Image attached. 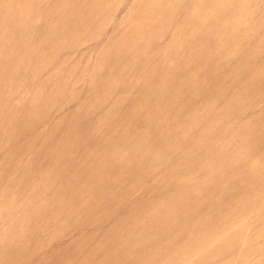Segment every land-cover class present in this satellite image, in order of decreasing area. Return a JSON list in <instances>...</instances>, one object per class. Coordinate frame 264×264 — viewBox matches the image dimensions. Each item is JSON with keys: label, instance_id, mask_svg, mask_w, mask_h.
<instances>
[{"label": "rangeland", "instance_id": "374dc122", "mask_svg": "<svg viewBox=\"0 0 264 264\" xmlns=\"http://www.w3.org/2000/svg\"><path fill=\"white\" fill-rule=\"evenodd\" d=\"M55 2L0 0V264H131L145 234L170 262L199 227L207 251L236 244L204 264H264V181L246 180L264 179L263 1L236 8L243 26L163 28L145 74L136 48L110 60L150 23L143 0Z\"/></svg>", "mask_w": 264, "mask_h": 264}, {"label": "bare ground", "instance_id": "6f19581e", "mask_svg": "<svg viewBox=\"0 0 264 264\" xmlns=\"http://www.w3.org/2000/svg\"><path fill=\"white\" fill-rule=\"evenodd\" d=\"M62 1L63 0H58L57 3L55 2L57 4H55V10L62 5ZM262 1V7H264V0ZM141 5L143 13L151 17L150 23L144 28L135 27V30L130 32L128 30L126 32V38L130 39V41L117 45L114 51L111 52L110 60H120L125 57L127 50H135L136 48L137 54H134L128 59L134 67L139 66V72L142 74H145L153 65H156L158 59L156 55L151 54L146 59L141 60L139 55L149 52L157 39L158 34L163 32V28L173 27L177 29L181 27L179 24L185 27L198 24L207 26L211 25L219 28L220 24L224 25L226 22L223 16H228L229 18V15H231L230 20L233 24L243 26L245 24L244 19L241 16V13L237 12L238 10H236V8H243L246 11L255 6L252 0H143ZM1 6H4V4L0 3V26L4 25L6 22V15L3 14ZM177 14H180L182 18L180 17L176 19L175 16ZM156 15L157 17H155ZM23 19H26L25 24H20L22 22L20 20L18 21L17 26L21 25L24 30H27L29 27L28 25L34 22L35 16H24ZM261 23L264 24V19H261ZM156 29H159V31ZM231 39L233 41H237L239 37L238 35H232ZM28 40L30 39L29 37H26L25 34L22 35V38H18L17 44L21 46L19 61L26 58L28 54V43H31L32 41ZM11 65L12 64L9 66ZM113 65L116 67L115 64ZM6 66H8V63ZM115 67L111 68L112 72L110 76L117 73V67ZM102 79L103 77L101 76L98 80ZM102 81H100L98 85H100ZM95 83L96 82H94L93 87L96 90L95 85L97 84ZM241 140L240 144H238V150L234 151V153H238V160L236 161L244 169V167H246L247 164H250L254 159L255 162H257L255 155L258 156L260 150L250 145L249 138L245 139L243 137ZM260 173L262 172L257 171V174L249 175L246 177V180L253 184H260L264 181ZM258 218L261 221L264 220V213L259 215ZM153 220L154 224L152 225L161 223L173 224V222L178 219L157 214ZM185 232L191 235V243L183 246V248L177 249L178 251L176 257L170 262L165 259V256L161 254L158 247L153 244L152 241L155 236H151V240L146 239V234L137 238L136 246L138 247V253L134 258H132L131 264H177V261L180 259H185L186 257V259H188L190 253H195L198 257L197 260L191 262L185 259L183 264H204V262L211 260L212 258L218 259V256H221L227 249L236 246L235 238H225L219 241V244L214 251H207L208 248L206 245L211 239V234L208 232L211 231L207 230L205 227H199L192 230H185ZM248 252H245V255H248Z\"/></svg>", "mask_w": 264, "mask_h": 264}]
</instances>
